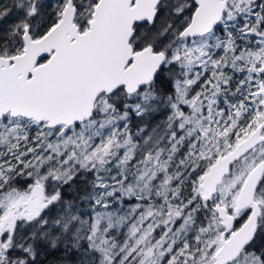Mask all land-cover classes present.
Returning a JSON list of instances; mask_svg holds the SVG:
<instances>
[{"label":"snow or ice","instance_id":"obj_1","mask_svg":"<svg viewBox=\"0 0 264 264\" xmlns=\"http://www.w3.org/2000/svg\"><path fill=\"white\" fill-rule=\"evenodd\" d=\"M13 9L0 264L61 246L74 264H264V0H11L0 21Z\"/></svg>","mask_w":264,"mask_h":264},{"label":"trees","instance_id":"obj_2","mask_svg":"<svg viewBox=\"0 0 264 264\" xmlns=\"http://www.w3.org/2000/svg\"><path fill=\"white\" fill-rule=\"evenodd\" d=\"M163 119V114H155L145 118L133 115L130 127L133 131H136L138 127L145 126H147V129L150 130L152 127L161 123ZM18 186H25V181H21ZM38 260L40 261V264H74V258L70 254L66 253L62 246L55 250L54 255L50 254V250L45 249L40 257H38Z\"/></svg>","mask_w":264,"mask_h":264},{"label":"rangeland","instance_id":"obj_3","mask_svg":"<svg viewBox=\"0 0 264 264\" xmlns=\"http://www.w3.org/2000/svg\"><path fill=\"white\" fill-rule=\"evenodd\" d=\"M43 3L46 5H50L54 2V0H42ZM0 4H5L11 6V0H0ZM47 11H51V8H48ZM15 19V9L9 14L8 17L5 18V20L0 21V30L3 29L5 24H10Z\"/></svg>","mask_w":264,"mask_h":264}]
</instances>
